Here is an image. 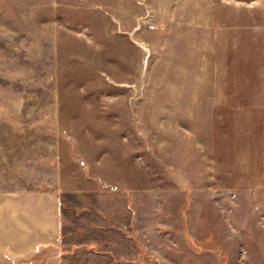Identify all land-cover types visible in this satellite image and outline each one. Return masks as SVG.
I'll return each mask as SVG.
<instances>
[{"label": "rangeland", "instance_id": "obj_1", "mask_svg": "<svg viewBox=\"0 0 264 264\" xmlns=\"http://www.w3.org/2000/svg\"><path fill=\"white\" fill-rule=\"evenodd\" d=\"M0 264H264V0H0Z\"/></svg>", "mask_w": 264, "mask_h": 264}, {"label": "water", "instance_id": "obj_2", "mask_svg": "<svg viewBox=\"0 0 264 264\" xmlns=\"http://www.w3.org/2000/svg\"><path fill=\"white\" fill-rule=\"evenodd\" d=\"M77 158H78V161H79V163H81V164H83L84 165V161L80 158V156L79 155H77Z\"/></svg>", "mask_w": 264, "mask_h": 264}, {"label": "crops", "instance_id": "obj_3", "mask_svg": "<svg viewBox=\"0 0 264 264\" xmlns=\"http://www.w3.org/2000/svg\"><path fill=\"white\" fill-rule=\"evenodd\" d=\"M44 221H45V220H44ZM44 221H43V222H44Z\"/></svg>", "mask_w": 264, "mask_h": 264}]
</instances>
